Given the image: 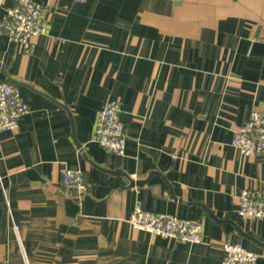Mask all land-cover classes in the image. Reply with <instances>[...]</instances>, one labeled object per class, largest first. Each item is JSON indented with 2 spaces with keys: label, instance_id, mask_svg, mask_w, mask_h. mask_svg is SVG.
I'll return each instance as SVG.
<instances>
[{
  "label": "crops",
  "instance_id": "0c3cea01",
  "mask_svg": "<svg viewBox=\"0 0 264 264\" xmlns=\"http://www.w3.org/2000/svg\"><path fill=\"white\" fill-rule=\"evenodd\" d=\"M31 1L48 24L32 53L0 36V80L29 106L0 132V264H220L224 242L264 264V220L237 213L264 153L230 145L264 113V0ZM112 99L123 155L91 141ZM63 166L83 173L82 200ZM137 206L201 223V242L132 229Z\"/></svg>",
  "mask_w": 264,
  "mask_h": 264
},
{
  "label": "built area",
  "instance_id": "2783aa9c",
  "mask_svg": "<svg viewBox=\"0 0 264 264\" xmlns=\"http://www.w3.org/2000/svg\"><path fill=\"white\" fill-rule=\"evenodd\" d=\"M47 32L48 24L38 3L31 0H13L11 5H6L5 0H0V36H6L24 53H32L33 37L45 36ZM28 112L29 106L21 97L17 86L10 81L0 80V132H16L20 118ZM119 112V103L114 99L101 107L91 141L109 152L123 155L126 134ZM230 145L243 156L264 153V113L253 110L247 121L234 132ZM60 175L66 193L78 201L82 200L88 193L83 173L78 169L63 166ZM0 190H4L1 175ZM237 213L242 218L264 220V183L256 188L240 191ZM127 222L134 230L166 239L192 244L200 243L202 240L201 223L175 215L151 213L139 206L134 209ZM221 251L220 264H256L259 257L240 243L224 242Z\"/></svg>",
  "mask_w": 264,
  "mask_h": 264
},
{
  "label": "water",
  "instance_id": "95a60500",
  "mask_svg": "<svg viewBox=\"0 0 264 264\" xmlns=\"http://www.w3.org/2000/svg\"><path fill=\"white\" fill-rule=\"evenodd\" d=\"M134 184H136V183H134ZM263 246H264V244H263Z\"/></svg>",
  "mask_w": 264,
  "mask_h": 264
}]
</instances>
